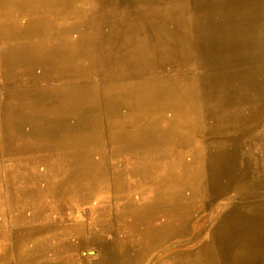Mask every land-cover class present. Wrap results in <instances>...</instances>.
<instances>
[{
	"label": "rangeland",
	"instance_id": "rangeland-1",
	"mask_svg": "<svg viewBox=\"0 0 264 264\" xmlns=\"http://www.w3.org/2000/svg\"><path fill=\"white\" fill-rule=\"evenodd\" d=\"M208 1L0 0V264H264V101L206 131L167 96L205 83L176 38Z\"/></svg>",
	"mask_w": 264,
	"mask_h": 264
},
{
	"label": "bare ground",
	"instance_id": "bare-ground-1",
	"mask_svg": "<svg viewBox=\"0 0 264 264\" xmlns=\"http://www.w3.org/2000/svg\"><path fill=\"white\" fill-rule=\"evenodd\" d=\"M208 2L203 12L197 9L187 18L191 24L182 34H178L180 38L176 39H183V43L189 41L188 52L191 55L189 57L193 63L195 62L205 83H230L232 80L233 87L241 83L249 87L237 94L232 88L231 92H234L232 96L228 92L220 93L221 90L218 94H214L207 91L208 87H203L206 84L201 79H195L193 75L190 77L187 74H179L173 75V79H170L174 81V85L169 86L167 96H175L186 110H193V113L187 114L186 120L180 117L179 122L185 125L199 123L203 124L206 131H220L229 126L240 125L247 116L249 119H255L263 113L262 108H249V106L264 101V94L257 93L262 89V85L264 86V35L261 34L264 32V0H210ZM211 19H218V21L207 22ZM260 19L263 20L260 22ZM173 41L168 40L169 45ZM140 54L145 56L148 50L143 49ZM12 64L14 59L8 55L6 66ZM248 67L250 72L247 73L245 80L241 78L240 73L234 76L228 75L229 72H240ZM188 83H195V88L190 92L184 88ZM239 88L236 89L239 90ZM224 95L229 96L228 99H224ZM55 96L59 97L60 94L55 93ZM203 137L206 139L208 133H203ZM189 140L190 137L184 135L185 150L190 148ZM230 147L231 145L223 144V140L215 137L207 142L201 141L199 145L196 143L192 148L193 152L197 151L200 154L207 151V158L216 159L223 155V157H229ZM180 175V173L174 174L173 169L167 167L160 176V180L163 179L162 188L172 187V184L176 182L175 179Z\"/></svg>",
	"mask_w": 264,
	"mask_h": 264
}]
</instances>
